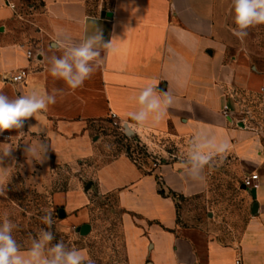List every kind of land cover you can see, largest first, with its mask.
<instances>
[{"label":"crops","instance_id":"1","mask_svg":"<svg viewBox=\"0 0 264 264\" xmlns=\"http://www.w3.org/2000/svg\"><path fill=\"white\" fill-rule=\"evenodd\" d=\"M218 3L0 0V92L13 99L31 90L57 93L56 103L46 112L25 120L21 130L3 132L7 136L0 137V150L13 149L0 165L40 172L93 161L86 183L55 192V200L65 206L64 215L67 211L81 221L92 193L114 195L123 213L131 264H264V124L257 122L248 101L264 91V71L245 54L228 56L219 34L223 18ZM93 20L105 41L116 38L115 51L102 53L101 67L83 87L72 90L51 76L48 57L62 54L53 46L59 29L79 41L92 30ZM20 69L27 70L26 80L13 83L10 78ZM148 83L158 84L160 91L170 90L174 105L159 123L127 130L125 123H133L127 114L138 107L134 97ZM112 118L145 140L161 134L183 149L201 130L227 141V154L241 173L259 175L258 188L242 184L252 208L238 241L226 244L199 226L179 222L177 199L168 193L208 194L209 168L202 179L193 180L185 171L184 158L171 152H167L170 160L163 155L156 166L142 165L127 153L100 161L92 123ZM41 128L44 132L37 134ZM39 141L49 145L46 159L29 163L25 149Z\"/></svg>","mask_w":264,"mask_h":264},{"label":"rangeland","instance_id":"2","mask_svg":"<svg viewBox=\"0 0 264 264\" xmlns=\"http://www.w3.org/2000/svg\"><path fill=\"white\" fill-rule=\"evenodd\" d=\"M218 1L223 18L219 23V34L229 50L228 56L245 54L254 66L264 71V25L248 29L247 37L241 41L232 31L236 27L232 0ZM248 101L257 122L264 124V91L251 95ZM92 132L99 139L100 161L128 150L140 164L151 166L153 162H162L163 155L170 160L167 152L183 158L187 152L161 134L149 135V140H145L139 134L127 131L113 118L93 122ZM91 166L93 161H87L45 169L37 167L41 169L39 172L20 165H0V187L5 190V195H0V218L8 213L16 225L13 236L22 250L30 247L31 239L41 229H46L53 231L56 237L53 243L63 240L69 246L85 251L95 264H131L127 260L123 213L114 195L92 193L81 221H76L67 211L66 215L60 214V209L65 206L55 200L54 193L86 183ZM209 171L208 194L176 198L179 222L199 226L221 242L233 244L240 238L251 214L252 199L242 186L245 175L231 154H227L222 162L217 161ZM45 209H54L51 229L42 220ZM86 224L89 228L83 231L82 226Z\"/></svg>","mask_w":264,"mask_h":264},{"label":"clouds","instance_id":"3","mask_svg":"<svg viewBox=\"0 0 264 264\" xmlns=\"http://www.w3.org/2000/svg\"><path fill=\"white\" fill-rule=\"evenodd\" d=\"M232 12L236 25L232 31L241 41L247 37L248 29L264 25V0H232ZM91 27L92 30H86L84 37L79 41L72 40L66 30L59 29L53 46L62 54L48 57V71L51 76L62 80L72 90L83 87L84 82L101 67L104 58L102 53L110 55L115 51L113 41L116 38L105 41L103 31L96 20L92 21ZM134 99L138 107L127 114L133 122L125 123L127 130L159 123L175 102L171 91L158 90L156 83L143 86ZM56 101V90L52 93L31 90L14 99L0 92V133L6 130H21L25 120L36 117L40 112H46ZM36 127L38 126L31 128ZM41 132H44L42 128L37 134ZM23 134V131H19V135ZM48 147V144L41 141L37 146L28 145L25 149L28 162L31 163L35 159L42 163L46 159ZM12 149L7 147L0 150V162L11 156ZM228 150L227 141L218 140L207 131H198L190 140L182 161L185 171L193 180H200L205 169L213 167L217 161L222 162ZM0 195H5L3 187H0ZM44 212L42 220L51 229L54 224V209H45ZM15 228L16 225L5 212L0 218V264H95L85 251L69 246L63 240L53 243L56 237L53 231L46 229H41L37 236L31 239L30 247L22 250L13 236Z\"/></svg>","mask_w":264,"mask_h":264},{"label":"built area","instance_id":"4","mask_svg":"<svg viewBox=\"0 0 264 264\" xmlns=\"http://www.w3.org/2000/svg\"><path fill=\"white\" fill-rule=\"evenodd\" d=\"M31 53H32L31 51H28V54L29 55H31ZM26 76H27V70L26 69H20V70H17L16 72H14L12 74L10 80L13 83H23L26 80ZM225 115H228V114L226 113ZM244 123H245V120H244ZM6 136H7V134L0 133V137H6ZM154 165L156 166L157 163H154ZM258 180H259L258 173H251V174H248V175H246L244 177V179H243V185L246 188H250V189L258 188L259 187Z\"/></svg>","mask_w":264,"mask_h":264},{"label":"water","instance_id":"5","mask_svg":"<svg viewBox=\"0 0 264 264\" xmlns=\"http://www.w3.org/2000/svg\"><path fill=\"white\" fill-rule=\"evenodd\" d=\"M111 14H112L111 12H108V15H111ZM257 208H258V204L257 203H254L253 204V210H254V212L257 210ZM60 214L61 215H64V209L63 208L60 209ZM88 228H89V225H87V224L82 226V230L83 231L87 230Z\"/></svg>","mask_w":264,"mask_h":264},{"label":"trees","instance_id":"6","mask_svg":"<svg viewBox=\"0 0 264 264\" xmlns=\"http://www.w3.org/2000/svg\"><path fill=\"white\" fill-rule=\"evenodd\" d=\"M126 153H127L130 157H132L131 154H129V151H128V150H127ZM132 158H133V157H132ZM160 192H161V194H163V195L166 194L165 189H164L163 187H161ZM168 194H169L170 196H172L173 198H175V199L177 198V194L174 193V192H172V191H170Z\"/></svg>","mask_w":264,"mask_h":264}]
</instances>
